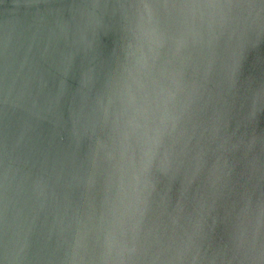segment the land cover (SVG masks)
I'll return each mask as SVG.
<instances>
[{"label": "clouds", "instance_id": "obj_1", "mask_svg": "<svg viewBox=\"0 0 264 264\" xmlns=\"http://www.w3.org/2000/svg\"><path fill=\"white\" fill-rule=\"evenodd\" d=\"M17 7L63 47L0 29V264H264V0Z\"/></svg>", "mask_w": 264, "mask_h": 264}, {"label": "water", "instance_id": "obj_2", "mask_svg": "<svg viewBox=\"0 0 264 264\" xmlns=\"http://www.w3.org/2000/svg\"><path fill=\"white\" fill-rule=\"evenodd\" d=\"M13 6L10 15L6 16L3 7L0 6V29H3L7 25L10 32L14 36L21 39H27L29 41L35 40L37 43L41 41L44 44L51 43L53 49L63 47V41L60 39L57 33H53L50 36L41 37L36 33V29L33 27V17L29 14L27 8L17 7L26 2V0H8ZM72 2V0H70ZM246 57L245 76H255L257 79H264V42H259L254 45H250L244 53ZM23 59V57H22ZM18 113L10 115V124L13 129L18 118ZM27 171V169H25ZM244 171L243 165L237 169L238 173ZM35 175V173H33ZM237 188L236 192H225L224 198L221 201L219 209L220 215H227L229 218L227 228L225 225H220L217 228V238L225 239L227 232L230 231L231 224L235 221L236 216L240 214L242 205L239 202ZM201 191V185L198 182L186 183L182 178L180 180L166 181L161 186V194L166 200L175 204L180 198L181 194L187 197L189 200L196 196ZM44 217H40L38 222H43Z\"/></svg>", "mask_w": 264, "mask_h": 264}]
</instances>
